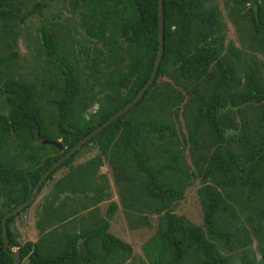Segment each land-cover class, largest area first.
<instances>
[{"label":"trees","instance_id":"obj_1","mask_svg":"<svg viewBox=\"0 0 264 264\" xmlns=\"http://www.w3.org/2000/svg\"><path fill=\"white\" fill-rule=\"evenodd\" d=\"M49 1H60V10L36 34L46 64L56 70L47 80L52 85L39 88L23 68H13L23 77H1L7 110L0 112V264H13L15 247L20 264H129L132 247L108 231L118 205L110 202L105 216L96 208L110 189L99 173L103 160L113 170L124 217L157 220L143 255L130 264H229L222 250L248 246L237 264H264V0H229L228 23L209 0H163L164 49L153 81L7 219L5 249L2 217L29 198L53 162L134 98L158 51V0ZM27 3L33 12L21 15ZM45 7L0 0V29L19 38L16 26L24 29L25 16L31 21ZM71 12L73 19L65 14ZM15 58L9 53L6 60ZM43 139L61 141L63 149ZM90 146L97 154L74 165ZM61 169L65 174L38 206L37 239L18 241L13 220ZM188 186L196 187L197 219L172 210ZM79 195L85 197L80 208ZM90 207L74 227L79 211ZM67 221L71 230L57 233Z\"/></svg>","mask_w":264,"mask_h":264},{"label":"rangeland","instance_id":"obj_2","mask_svg":"<svg viewBox=\"0 0 264 264\" xmlns=\"http://www.w3.org/2000/svg\"><path fill=\"white\" fill-rule=\"evenodd\" d=\"M39 2V3H47L48 7H45L41 10L40 14L36 13L33 17V19L30 21L26 17V26L23 29L22 24H18L16 27L20 30V36L19 38L10 37L6 33H4V30L0 29V57L4 60L2 64H0V87H2V79L3 72H6L5 79L11 75L12 73H16L17 76H26V79L32 83H36L39 88L45 87L46 85H52L48 83L49 79V73L51 72L52 80H54L55 75V69L53 66L46 64V60L43 58V55L41 53V40L39 36L36 34V29L40 27L42 24H47L49 27L51 22L55 19V14L57 13V10H60V5L58 4L60 1H54L57 5L53 4V2H50L49 0H33V2ZM211 3L217 5L220 9V15L221 20L223 22H229V16H228V7L231 6V2L229 0H209ZM227 5H226V4ZM210 5V4H207ZM31 6L32 4L27 3L25 6L22 7L20 14L23 15L25 12L31 13ZM67 18H75L76 13H65ZM64 27V26H63ZM27 28V29H26ZM54 30L57 33H60V31H57V28H54ZM31 32L32 36L28 40H26V35H28ZM228 36L232 37L234 36L233 32L228 30ZM22 37V38H21ZM17 40V44H15L13 41ZM9 53H17V58L7 61V55ZM13 68H23L24 75L18 73L17 71L13 70ZM9 73V75H7ZM36 85V86H37ZM42 95H45V91ZM3 93L0 91V112L6 113L7 106L4 103ZM49 112V107H48ZM97 154V150H95L94 147H86L83 150L79 152V154L74 159V165L78 166L85 161H87L92 156H95ZM187 160H189L188 155H186ZM66 169H61L57 171L53 179L48 181L49 183L44 187L42 192L39 194V196L36 198V201L34 204L29 207L27 210H25L23 213L18 215L12 223V228L14 229V232L17 234L16 238L18 241L23 242L25 240H36L38 235L36 233L35 229V222L36 218L39 212L38 206L40 205V202L45 198V200L48 198V196L51 194L53 190L54 183L56 180L60 177H63L65 174ZM99 173L106 174V186L109 187V194L107 198H105L104 201L99 203L96 208L99 209L101 216H105L104 212L109 206L110 202H116L118 205L117 210L114 213V216L109 221L108 231L111 232L113 235L119 237L120 239L127 242L132 247V257H129V260L127 261L129 264L130 262H137V258L141 257L143 255L142 251V245L154 234L155 228L154 225L156 223V217L154 215H145L147 217L146 221H138V224L134 221L127 220L124 215V209L122 206V200L118 194V189L114 182V174L112 168L109 166L108 161L103 160L102 166L99 168ZM100 183V180H99ZM102 186V183H100ZM195 186H188L187 191V197L183 201L176 204L175 210L178 211L181 210V212H191L189 214L192 215V219L199 218L200 210H199V200L197 198ZM85 201V197L83 195H79V197L76 199V203L79 208L81 207L82 201ZM78 208V209H79ZM94 210L93 207L87 208L85 210L81 209L79 213L75 217V226H78L80 218H86V214L88 211ZM129 210V209H128ZM70 222H65L64 224H61L56 227L57 233L61 234L62 232L71 230ZM73 227V228H74ZM47 228V227H46ZM50 239V238H48ZM46 243L48 240L45 241ZM44 242V243H45ZM253 251L255 252V241L252 244ZM15 250V248L13 249ZM251 250V246L242 248V249H234L233 253H230L229 251L222 250L225 254L228 256L229 264H237V262L240 260L238 258L239 256H242L245 252H249ZM257 252V251H256ZM257 255V254H255ZM253 256H249L248 258L251 259ZM259 258V256H257Z\"/></svg>","mask_w":264,"mask_h":264},{"label":"water","instance_id":"obj_3","mask_svg":"<svg viewBox=\"0 0 264 264\" xmlns=\"http://www.w3.org/2000/svg\"><path fill=\"white\" fill-rule=\"evenodd\" d=\"M158 21H159V34H158V51L157 55L154 61V65L151 71V74L145 84L140 88V90L137 92V94L134 96V98L128 102L125 106H123L121 109L116 111L114 114H112L106 121H104L101 125L97 126L94 130H92L90 133H88L86 136L81 138L71 149H69L64 155H62L60 158H58L53 164L42 174V176L39 178L37 184L35 185L31 195L29 198H27L25 201L19 203L16 207H14L10 212L5 214L2 217V236L4 239V247L5 249L8 246V237H7V229H6V221L10 216H13L20 212L23 208L28 206L37 196L39 188L41 184L44 182V180L48 177L50 172H52L57 166H59L64 160H66L69 156H71L73 153H75L78 149L81 148V146L90 139L94 134L98 133L102 128L110 124L113 120L118 118L120 115H122L124 112H126L129 108L133 106V104L140 99L143 92L149 87L151 82L153 81L156 71L158 69L164 45H163V0H158ZM42 143H49L54 145L57 149L62 150L63 145L61 141H48L43 139L41 141ZM14 249V248H13ZM13 264H20V253L18 248L15 247V250H13L12 253H10Z\"/></svg>","mask_w":264,"mask_h":264}]
</instances>
